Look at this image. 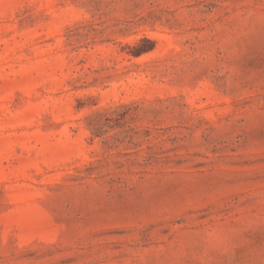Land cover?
Segmentation results:
<instances>
[{
  "label": "rangeland",
  "instance_id": "obj_1",
  "mask_svg": "<svg viewBox=\"0 0 264 264\" xmlns=\"http://www.w3.org/2000/svg\"><path fill=\"white\" fill-rule=\"evenodd\" d=\"M0 264H264V0H0Z\"/></svg>",
  "mask_w": 264,
  "mask_h": 264
},
{
  "label": "trees",
  "instance_id": "obj_2",
  "mask_svg": "<svg viewBox=\"0 0 264 264\" xmlns=\"http://www.w3.org/2000/svg\"><path fill=\"white\" fill-rule=\"evenodd\" d=\"M140 53H136V55L135 56H138Z\"/></svg>",
  "mask_w": 264,
  "mask_h": 264
}]
</instances>
